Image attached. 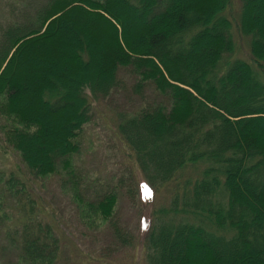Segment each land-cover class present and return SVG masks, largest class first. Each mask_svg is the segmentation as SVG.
Segmentation results:
<instances>
[{"label": "trees", "instance_id": "obj_1", "mask_svg": "<svg viewBox=\"0 0 264 264\" xmlns=\"http://www.w3.org/2000/svg\"><path fill=\"white\" fill-rule=\"evenodd\" d=\"M230 3L45 0L30 23L0 28V150L15 152L27 177L0 170V231L20 264L58 260L26 180L59 166L72 176L92 101L124 88L121 71L134 94L150 87L159 99L117 126L143 171L162 184L198 171L151 225L149 264H264V32L251 0L236 24ZM127 21L142 22L138 34H126ZM232 26L250 38L248 61L231 59ZM116 202L109 193L83 206L109 221Z\"/></svg>", "mask_w": 264, "mask_h": 264}, {"label": "rangeland", "instance_id": "obj_2", "mask_svg": "<svg viewBox=\"0 0 264 264\" xmlns=\"http://www.w3.org/2000/svg\"><path fill=\"white\" fill-rule=\"evenodd\" d=\"M44 1L0 0V28L12 22L30 23L34 11ZM241 5V0H231L227 17H231L234 24L238 22ZM249 16L251 24L259 25L264 32V0H251ZM141 27V21H127L126 34L134 36ZM236 27L232 26L231 31L235 46L231 59L248 61L250 38L241 35ZM100 72H93L87 80L94 82L102 76ZM119 77L124 88L92 101L90 122L79 137L80 152L70 159L72 176L66 175L59 166L54 176L30 183L26 180L36 202V215L44 224L52 226L57 238L56 264H149L147 236L151 225L158 224L160 211L169 208L175 195L181 193V187L177 185L198 173L187 168L182 171L179 181L162 184L150 179L151 171H143L121 139L117 126L123 114H134L143 104L149 105L159 99L150 87L141 95L134 94L131 91L134 80L123 71ZM253 129L257 130V127L250 128ZM0 170L27 179L25 167L13 151L2 153L0 150ZM109 193L117 196L109 221L91 211L86 212L85 202H94ZM75 195L81 199V204L75 200ZM84 213L89 218L85 219ZM196 255L189 256V262ZM202 256L203 253L199 257L205 261V255ZM0 264H20L18 253L4 241L1 231Z\"/></svg>", "mask_w": 264, "mask_h": 264}]
</instances>
